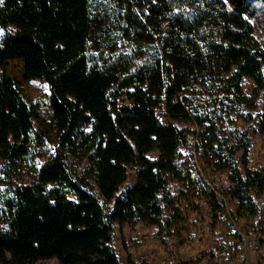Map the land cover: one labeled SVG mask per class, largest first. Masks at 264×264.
<instances>
[{"label":"trees","instance_id":"obj_1","mask_svg":"<svg viewBox=\"0 0 264 264\" xmlns=\"http://www.w3.org/2000/svg\"><path fill=\"white\" fill-rule=\"evenodd\" d=\"M249 4L0 0V264H121L115 228L126 264H137L125 228L188 245L195 227L207 220L215 232L225 215L264 246V166H251L247 129L222 128V113L252 107L246 79L251 94L264 92ZM15 59L48 88V129L18 113L5 74ZM123 95L131 106L117 104ZM252 120L264 139V111ZM194 155L227 185L193 174ZM23 174L31 180L15 183ZM219 254L209 247L178 264H217Z\"/></svg>","mask_w":264,"mask_h":264},{"label":"rangeland","instance_id":"obj_2","mask_svg":"<svg viewBox=\"0 0 264 264\" xmlns=\"http://www.w3.org/2000/svg\"><path fill=\"white\" fill-rule=\"evenodd\" d=\"M247 1H250L249 7L253 14L249 20L254 27V36L264 49V1ZM9 28L15 29L13 25H9ZM5 74L14 81L15 87L23 101V106L18 109V113L30 117L33 120L34 128L43 127L44 129H48L52 113L49 106V92L45 82L38 79H25L23 63L18 59L7 61ZM252 90L253 84L246 79L243 93L251 96L252 107L241 106L234 112L229 113L228 116L222 113V128L237 131L248 130L251 140L250 163L253 168H258L264 166V139L255 132L254 120L251 121V119L264 111V92L262 91L257 96V92L255 95L251 94ZM197 155L193 157L192 173L202 175L214 187H225L227 185L225 173L213 172L211 169L206 168L205 163ZM150 157L154 158L155 154H151ZM195 160H197L196 163L194 162ZM199 170L202 174L199 173ZM14 179L17 184L27 183L31 180V178L24 174ZM133 179L134 172L131 171L128 173L124 187L129 186L133 182ZM262 202L263 200H261V204ZM207 214L208 211H206L205 215ZM239 222L245 225L243 221L239 220ZM242 230L244 233H247L244 226ZM251 232L255 241H258V237L252 229ZM233 233L234 227L230 221V217L229 215H225L218 221L215 232L209 230L207 220L195 227L189 234L188 245L179 242L177 237H169L167 239V246H165L154 235L152 229H143L139 226L134 231L125 228L123 239L132 259L137 264H178L181 259L197 256L209 247H215L218 252H224L228 244L234 240L235 236ZM262 238H264V233ZM112 245L120 263L126 264V253L122 247L121 237L116 228L113 231ZM258 255H262L264 258V246L259 247L257 243L254 249L248 253L244 262H234L231 264H257ZM217 264L224 263L217 262Z\"/></svg>","mask_w":264,"mask_h":264},{"label":"built area","instance_id":"obj_3","mask_svg":"<svg viewBox=\"0 0 264 264\" xmlns=\"http://www.w3.org/2000/svg\"><path fill=\"white\" fill-rule=\"evenodd\" d=\"M132 103L133 100L130 99L128 101L124 95L120 96L117 101V104L119 106L121 105L131 106ZM161 106L162 103H159L157 108ZM156 118L159 121L163 120V116L159 112H156ZM179 152L183 155L184 149L181 148ZM181 162L182 161H180L178 164L180 165ZM0 188H2V186H0ZM230 221L233 224L234 232L240 236V241L238 243L231 241L226 247V250L224 252H221V254H219L217 262H221L224 264H231L234 262H244L247 258L248 253L254 249L255 245H257V241H255V238L252 237V235L244 233V231L242 230L243 226L245 227V225L237 221L235 218H230Z\"/></svg>","mask_w":264,"mask_h":264}]
</instances>
